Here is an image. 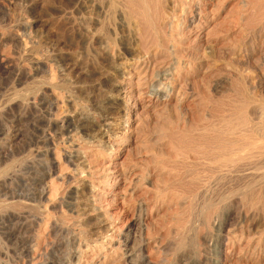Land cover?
Instances as JSON below:
<instances>
[{"label":"rangeland","instance_id":"obj_1","mask_svg":"<svg viewBox=\"0 0 264 264\" xmlns=\"http://www.w3.org/2000/svg\"><path fill=\"white\" fill-rule=\"evenodd\" d=\"M69 1L0 0V264H57L79 249L81 235V264H138L140 254L149 264H264V159L226 168L225 154L214 152L215 160L214 146L203 145L220 134L264 133V0H147L144 17L126 9V29L118 0L99 30L107 58L80 30ZM135 44L139 68L130 62ZM79 56L76 78L65 64ZM113 60L127 64L135 81L145 75L143 64L149 69L145 93L112 114L103 104L111 84L101 73ZM45 87L55 109L23 112L22 102ZM11 100L18 106L5 109ZM108 113L125 121L128 138L109 155L77 131H49L59 169L47 179L45 156L34 151L47 149L49 119L80 114L101 124ZM76 150L85 153L90 173L66 159ZM80 179L94 187L105 227L96 213L77 211L71 191ZM42 185L49 190L40 201ZM127 240L137 255L125 261Z\"/></svg>","mask_w":264,"mask_h":264},{"label":"bare ground","instance_id":"obj_2","mask_svg":"<svg viewBox=\"0 0 264 264\" xmlns=\"http://www.w3.org/2000/svg\"><path fill=\"white\" fill-rule=\"evenodd\" d=\"M117 1L118 0H101V1H99V0L98 1L97 0H73L72 3H71L72 4V8L70 7L71 9H73V12L75 11L76 14H80V16L77 15L78 16V20H79L78 21V27L80 28V30H82L87 35H89L91 37V40L96 41V43L102 49L101 51H103L102 54H105L106 58L108 57V46L106 44V41L104 40L103 35L100 34L99 30L102 28L103 21L106 18V16L108 15L109 10L112 8L113 5L116 4ZM150 3H152V2L148 1V3H147V0H124L123 3L119 4L120 6L117 5L118 8L120 7L119 10L117 8V10H118L117 17H118L119 22H120L119 23L120 28L121 29L125 28L126 14H128V13H126V11L130 10L129 9L130 7L135 9V10H137V11H139L138 14L140 13L144 17V16H146V14L148 12L147 8H148V6L150 7V5H148ZM71 4H69V5H71ZM113 7H115V6H113ZM71 12H72V10H71ZM89 38H87V39H89ZM137 46L138 45H136V44L132 45L130 47V49H129L130 50V56H131V61L130 62L131 63L135 62L137 64V68H139L142 65V58H141V56L138 53ZM68 61H70V62L72 61L71 62L72 64H70V65L69 64H65V69L68 70L69 73H71V72L73 73L74 72L76 74V76H75L76 78L80 77L82 75V72L80 71V69H78V65H79L78 63L80 61V56L75 58V59H70V60L68 59ZM113 62H114V60L111 61L110 68H108L109 69L108 71L101 73V77L104 78V81H107V82H109L108 84H111L110 85V87H111L110 90L108 92L105 91L106 94L104 96L105 98L103 100L104 101L103 104L106 105V107L108 109V112H110L112 114H113V112H112L113 109L119 110L121 113H123L125 111H128L129 108H130V104L132 102L131 99H128L129 96L130 97H135L137 95L141 96V95H143L145 93L144 92V90H145L144 88H145V86L147 84V80H148L147 79L148 78L147 77V73H148V69H149L148 66L143 64L141 70H142V72H145V75L141 76L140 79L135 81L133 79V77H130L129 69H128V65L127 64L121 63V61H118L115 64ZM42 66H43L42 64L37 63V67H42ZM18 73L21 76V71H18ZM19 74H18V76H19ZM127 77H130L129 78L130 80H127ZM46 88L47 87H45V90L43 88L40 92H37V94L34 95L33 97H30V98L28 97V100L26 101V103L24 102L25 104H23V102H22V106H21L22 111L24 112L27 109H31V110L34 109V111H35V109H37V106H38V108L40 107V108L44 109L45 112L47 110L48 112L51 113L55 109L56 102H55L53 96L48 93V90ZM153 89H154L153 92L155 94H158V95L160 94L161 91L156 89V86ZM8 104H10V105H8ZM8 104H7V107H6V105L3 106V107H5V109H10L11 107H13L15 105L18 106V101L13 100L11 103H9V101H8ZM19 105H21V104H19ZM2 109H4V108H2ZM2 111H4V110H2ZM123 115H125V114H123ZM38 116H39V114L37 115V117ZM110 116H112V115L108 113V118L106 117L107 119L105 118L104 122L101 123V124H95L93 122L89 124L88 123L89 119H87L88 117L86 118V116H82L80 114L78 116H75V117L71 116V115H66V116L63 115L62 117H60L58 119H56V118L49 119V123H47L48 127H46V129H48V130H46L47 132H45L44 134L42 133L43 134V141L42 142H44L45 146H47L46 147L47 149L45 150V152H43L42 150L34 151L35 152L34 154H35L36 157H40L42 155L45 156L44 158H45V162L47 164V171H46L47 179H50V178L54 177L56 175L57 170L59 169L58 164H57V160H55V158H54V153L55 152H54V149L52 148L53 145H51L52 144V136H51L52 134L50 135V133H52V132L49 133V131L55 130V129H60V131H62L63 133H65V132L71 133L73 130L77 131L78 133H81L83 138L87 139V141L89 143L88 145L92 146L93 148H95L97 150H104L105 152H108L109 155H112V153H113V151L115 149V146L122 144L124 138H128L127 134H128L129 130H128L127 124L125 123L124 120L123 121L120 120L119 122L118 121L115 122L113 120V118H112L114 116H112V117H110ZM39 117H41V116H39ZM30 118H32V117H30ZM34 122H32V123H34ZM35 131H37V130H35ZM228 134H229L228 132L225 133V135H228ZM220 135H218L217 137H212L213 138L212 142H207L208 140H206L207 144H205V142H203L202 140L201 141L204 143L203 145H204L205 148L207 147V145L210 148H212L211 146H214L213 150H212V155H213L214 152L217 153V155L222 154V152L225 154L224 155L225 159L223 158L224 156L222 157L224 159V163L221 161V164L222 163L224 164L223 167L225 165L229 166V167L235 166L237 164L239 165L240 161L242 162V161H245V160L246 161H252V163L254 162L253 164H255V163L257 164V162L259 160L264 159V145H262V142L264 141V133L259 134L256 138H253V139H252L253 136L249 137V136H247L245 134H243V135L241 134L238 138H235V139L234 138L233 139L228 138L230 136H228V137L223 136L224 138H222V134H220ZM248 135H250V134H248ZM40 139H42V137ZM53 139H55V137H53ZM202 139H204V138H202ZM209 139H211V138H209ZM38 141L40 142V140H38ZM186 141H188V140H186ZM196 142L197 141H195L193 144L195 145ZM202 142H199V143H200V146L202 147V151H205L203 149L204 147L201 144ZM182 143H183L182 146H184V147H185V145L186 146L188 145V142H186L187 144L184 143V142H182ZM212 144H214V145H212ZM42 146L44 148V145H42ZM190 146L188 147V149L187 148L184 149L183 147L182 148L184 150H186V151L188 150V152H189V150L191 148ZM198 146L196 148H198ZM200 148H198V149H200ZM198 149L195 152L193 151L194 154L198 153ZM207 149H209V148H207ZM184 150H183V152H185ZM199 151H201V149ZM209 152H211V151L209 150ZM34 154H33V156H34ZM203 154H207V153L203 152ZM190 155H191V152H190ZM207 155L209 157L210 154H207ZM212 155H210V156H212ZM217 155H216V157H217ZM200 156H203V155H200ZM216 157L213 155V158H215V160H216ZM44 158H41V160H39V159H37V160L42 161V159H44ZM211 158L208 159V160H210V162H211V160H212V162H214V160L211 159ZM66 159L69 162H72L73 165H75V168L77 169L76 171H79L80 174L90 173V170H91L90 163H89V160L87 159V157L85 156V153H83V151L76 150L74 153H72L69 156H67ZM200 159L202 160V158H200ZM206 160H207V158H206ZM218 160H219V158H218ZM204 163H205V161H204ZM252 163H248V164L249 165L251 164V166H252L253 165ZM44 167H45V165H44ZM260 167L258 169H260ZM254 168H256V165H255ZM195 175L196 174H194L193 176H195ZM61 178H63V177H61V175L60 176L58 175V176H56L55 179H61ZM43 180H45V179H43ZM192 180L195 181V178H192ZM254 182H255V180H254ZM49 183H51V182H49ZM255 183H257V182H255ZM48 188L49 187L47 185H44V186L42 185V187H40V190L38 189L39 192H37L36 194H37L38 199L40 201H41V199H45L46 198L47 191L49 190ZM94 191H95L94 187L91 184L87 183V181L85 179H80L78 185L75 188L72 189L71 195H73L74 198L77 200V205H76L77 211H79L83 215L89 216V217L93 213H96L97 214V219L98 220L101 219L100 220L101 222L100 223L98 222L99 225L102 226V227H105L108 222L101 215L102 210L96 207L95 199L93 197V192ZM258 195H260L259 197L261 199V196H263L264 194L263 195L258 194ZM253 199H254V197H253ZM255 199H256V197H255ZM260 199H259V201H260ZM262 199H264V198H262ZM257 203H255V204H257ZM261 203H262V201H261ZM50 204L53 207H55L54 203H50ZM253 206H255V205H253ZM35 214H37V213H35ZM107 219H109V218H107ZM35 220L36 221H41L38 217H36ZM54 228L57 229L60 232L64 231L62 229V227L61 228L59 227L58 224H55ZM217 230L222 231L221 228H218ZM99 233H101V232L99 231ZM81 238H82L81 239L82 241L80 240V242H78L79 249L75 250V248L73 246L75 244H77L76 243L77 239L73 240V242L71 244H69L71 247H73L71 249L70 255L67 258H65L64 260H62L61 262L57 263V264H81L82 255H83L82 248L85 245H87L86 237L84 235H81ZM85 247H87V246H85ZM124 248L125 249H123V259L125 261H127V260H129L132 257L137 255L136 254L137 251L135 252L132 248H129V241L124 245ZM218 249H219V245H215V250L217 251ZM23 252L27 253L28 250L25 249ZM138 252L140 253V251H138ZM137 260H138V264H149V262H146L145 258L143 256H141V254L138 255V259Z\"/></svg>","mask_w":264,"mask_h":264}]
</instances>
